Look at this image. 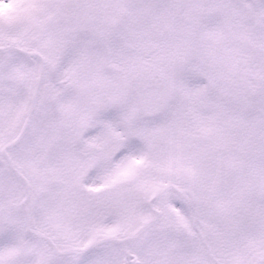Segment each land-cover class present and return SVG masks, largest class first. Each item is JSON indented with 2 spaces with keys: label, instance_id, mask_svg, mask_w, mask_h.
I'll return each mask as SVG.
<instances>
[{
  "label": "snow or ice",
  "instance_id": "obj_1",
  "mask_svg": "<svg viewBox=\"0 0 264 264\" xmlns=\"http://www.w3.org/2000/svg\"><path fill=\"white\" fill-rule=\"evenodd\" d=\"M0 264H264V0H0Z\"/></svg>",
  "mask_w": 264,
  "mask_h": 264
}]
</instances>
